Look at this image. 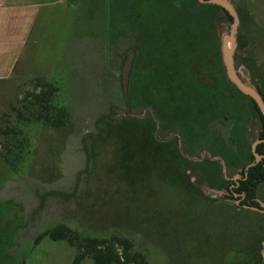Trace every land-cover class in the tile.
<instances>
[{
  "label": "rangeland",
  "instance_id": "rangeland-1",
  "mask_svg": "<svg viewBox=\"0 0 264 264\" xmlns=\"http://www.w3.org/2000/svg\"><path fill=\"white\" fill-rule=\"evenodd\" d=\"M36 1L40 3L38 16L18 64L19 72L0 80V126L15 125L16 131L9 137L19 141L26 138L31 145L29 155L17 168L0 156V264H72L77 246L67 240L45 236L35 244L40 234L58 224H66L78 238L127 237L133 242V250L153 264H237V252H252L264 233V215L229 205L235 202L227 190L228 183L208 178L196 160L186 170L198 190L188 185L176 163L178 136L167 144H152L148 134L135 132L134 122H129L122 126L123 134L113 130L99 140L87 141L92 160L89 172L86 170L87 134L106 126L99 123L101 119L118 122L121 110L129 112L123 99L122 67L128 50L136 49V36L127 28L135 23L134 6L146 12L145 1ZM231 1L240 16L236 67L244 80L264 92V0ZM155 3L165 13L160 17L162 22H169L172 8L164 2ZM213 22L217 51L197 55L188 65V77L192 84L215 91L207 102L219 103L220 110L210 120L201 118L197 131L190 136L194 141L188 142V151L184 143V149L198 158L206 145L213 147L211 141L219 138L221 153H230L228 139L236 136L229 134V128L243 122L244 163L228 173L239 180L242 176L236 174H241L242 165L250 161L262 121L253 114L248 99L230 85L222 59V36L230 32L233 21L220 11ZM114 36L116 41L111 46ZM172 46L168 40L162 50L164 59ZM148 56L139 58L136 49L129 80V87L133 85L132 106L138 102L137 88L144 92L149 85ZM37 79L54 84L55 104L70 114L61 130L41 124L28 126L19 114L20 109L26 111L21 100L36 87ZM178 92L179 86L169 90L163 83L160 87L162 107L168 110L172 106L174 110L173 118L166 116V126L159 120L157 139L168 138L181 128L192 129L189 117L203 114L200 103H189V110L184 109ZM143 100L149 101L150 96ZM231 100L233 110L227 108ZM147 108L152 106L143 105L135 113L143 114ZM4 141L0 131V142ZM218 167L221 170L220 164ZM204 168L211 175L218 173L214 164ZM234 194L240 202L241 194ZM257 249L259 256L262 250ZM80 264H93V259L86 257Z\"/></svg>",
  "mask_w": 264,
  "mask_h": 264
},
{
  "label": "trees",
  "instance_id": "trees-1",
  "mask_svg": "<svg viewBox=\"0 0 264 264\" xmlns=\"http://www.w3.org/2000/svg\"><path fill=\"white\" fill-rule=\"evenodd\" d=\"M144 1L146 4V12H143V9L139 8L138 5L134 6L133 9L136 12L135 23L133 26L129 23L127 31H133L136 36L135 48L137 49L139 58L141 57L142 59L149 55L148 60L150 61V65L147 68L150 73V81L144 92L140 90V86L137 88L136 101L138 102L133 106L132 100L134 95L132 93L133 85L131 83L127 96L123 98L124 103L131 113L140 111L143 105L152 106L157 118L166 126L168 123L166 116L173 118L172 111L174 107H167L168 110H164L161 104L160 87L163 83L169 90L179 86L181 92H178L177 95H180L181 98L179 101L180 104L185 107L184 109L189 110V103H200L201 107L203 105L201 110L203 114L200 115V117H194L192 119L191 116L189 117V120H192V123L189 122L192 124V129L186 127L180 130L185 143V149L188 151V142L194 141V138L192 137L191 139L190 136L197 131L201 118L210 120V118L214 117L220 110V106H217L219 103L207 102V99L210 101L209 94L214 93V90L206 87H199L198 84H192L194 83L192 78L189 79L188 77V65L197 55L203 53H216L218 43L214 32L213 19L215 15L223 11L230 20H232V16L221 6L201 3L199 0ZM156 1L164 2L168 8H172L170 13L173 16L170 17L169 22H162V18L160 17L165 13L156 7ZM186 5L189 6L187 7L190 10L189 12L186 9ZM131 26L133 27L132 29H130ZM111 40L112 42L110 43L112 46L116 41V37L114 36ZM168 40L172 41L175 46H172L168 53L169 56L164 59L162 50L166 44H168ZM192 44H194L195 47H193ZM210 45L214 46V48L210 49ZM187 54L189 55L187 56ZM229 82L236 92L246 97L253 108L259 111L258 105L252 98L240 92L231 81ZM197 86L199 87L197 90L193 89ZM56 91L57 89L53 83L37 79L36 87L26 92V95L21 100L24 109H26L23 113L26 114L24 115L22 113V109H20L21 112L19 111V114L23 117V120L25 119L26 122L29 123L28 126L31 125V127H34L33 125L41 124L43 127L58 131L67 125L70 120V114L66 108L55 104L54 98ZM259 91L264 95L262 89H259ZM147 96H150V100H143ZM232 101L234 100H231V103L227 106L230 110L235 108ZM186 113L189 114L190 112ZM178 115L179 111L175 114L177 120ZM261 117L263 121V130L259 138H264V118L263 116ZM171 118L170 121L172 120ZM102 122L105 123L106 126H100L101 128L97 132L87 134L84 139V147L87 150L89 158L86 166L88 172L91 168L90 161L92 160V154L88 144L86 145L87 141L90 138L99 140L105 137V135L113 134V130H118L117 132L123 134L124 130L121 128L129 122H134L135 132L139 134H148V139L152 144H163L154 137L156 121L151 113H147L143 118L123 116L118 122H109L101 119L99 123ZM240 125L243 128V132H245L246 124L240 121ZM0 131L3 132L5 136V141L0 142V146H2L0 149V156L12 168H17L24 156L29 155L28 148L31 145L27 144L28 140L26 138L19 141L18 138L14 140L9 137L11 132L16 131L15 125L9 126L7 124L4 128L0 126ZM174 141H176L175 138ZM263 150L264 142L257 146V151ZM177 156H179V159ZM250 156L253 157L252 153H250ZM176 163L182 168L183 180L188 185L198 190L186 170V168L193 165V162L183 156L179 151V153L177 152L176 154ZM263 182L264 168L262 164H259L258 166L250 168L249 177L242 182L241 189L247 192L248 198L260 196L264 199V189L261 188ZM252 204L256 206L259 205L256 201H253ZM262 214L264 215V213ZM45 236L53 240H67L72 246H77V254L72 264H80L86 257H91L93 259V264H153L143 253L133 250V242L127 237L113 235L111 237L78 238L66 224H58L54 228L47 230V232L40 234L35 240V244H38L41 241L40 239H43ZM263 240L264 233L258 237L257 245L252 252L249 250L246 252H237L236 256L239 259H237V264H264L262 252H260L259 256L256 254L258 247H260L261 250L263 249Z\"/></svg>",
  "mask_w": 264,
  "mask_h": 264
},
{
  "label": "flooded vegetation",
  "instance_id": "flooded-vegetation-1",
  "mask_svg": "<svg viewBox=\"0 0 264 264\" xmlns=\"http://www.w3.org/2000/svg\"><path fill=\"white\" fill-rule=\"evenodd\" d=\"M263 97H264V95H263ZM249 104H250V108L252 109L253 114L255 113L256 115H259V117H260V119L262 121V117L261 116H263V118H264V115H263L261 109L259 108V111H256L253 108V106H252V104L250 102H249ZM221 121L223 123L226 122V116H224L221 119ZM262 130H263V121H262ZM232 132L234 133V135L236 136V138H234V140H231L230 137H229V139H228L229 140V143H230V146L228 148H229V150L231 148L230 153L228 152L226 154L225 153L222 154L221 151H220V149H219L221 147L220 146L221 140L219 138H218V140H214L213 139V141H211V143L213 144V147H209V145H206L205 146L206 150H204L202 152V154H201L200 157L196 158V163L199 166V168L201 169V171L203 169L205 171H207L208 178L211 177V179L215 183H219V184H221V182L223 184L224 183H228L227 190H229V192L232 195L231 199L235 202V203L229 204V205L234 206V207H237L238 209L247 208V209H250V210H255V209H252V208L247 207V205H249V206H255V207H259L260 209H263V207L261 205V202L264 203V199H262L260 196L254 197V198H248L247 197V192L244 189H241V185H242V182L249 177V170H250V168H252L254 166H258L259 164H262V166L264 168V150L263 151H257V147H256V152L262 156V158L257 161L256 160V157L254 155L253 149L251 147V152L250 153H252L253 157H251L250 154H249L250 161L248 163H246V165H242L243 172L241 174L240 173L236 174L237 176H240L241 175L242 176L241 179L237 180L235 177H233V178L232 177H229L228 173L230 172V169L237 168L238 165L244 163V158H245V156H244L245 154L244 153L246 151V148H244V142H243V137L246 135V131L243 132V128L240 125V122L237 125L236 124H233V125L230 126V128H229V134L232 133ZM154 137H155V139L157 141H159V142H161L163 144H167V143H169V141H171L172 139L176 138V136H175L172 139H165V138H158L157 139V137L155 136V134H154ZM259 137H260V135L257 137V139L264 140V138H259ZM263 142L264 141H261L260 143H263ZM260 143H258V145ZM216 152H218V153H216ZM232 153H233L234 156L232 155ZM209 154H211V155H209ZM189 160H191L193 163L195 161V160L193 161V159H189ZM217 163L221 165V170H219V167H218V164ZM206 164H214L215 168H218V173L216 175H211L208 172V169L207 168H204V166ZM199 168H197V169H199ZM192 181H193V179H192ZM262 185H264V182L262 183ZM234 193L241 194V200H240V202H239V200H237V199L234 198V195H235ZM213 200H215V199H213ZM224 200H226V198H224ZM253 201L258 202L259 205L258 206L253 205L252 204ZM255 211L264 213V212H262L260 210H255ZM263 241H262V245H263ZM262 251H263V249H262ZM263 258H264V256H263Z\"/></svg>",
  "mask_w": 264,
  "mask_h": 264
},
{
  "label": "water",
  "instance_id": "water-1",
  "mask_svg": "<svg viewBox=\"0 0 264 264\" xmlns=\"http://www.w3.org/2000/svg\"><path fill=\"white\" fill-rule=\"evenodd\" d=\"M199 2L216 4L218 6H221L232 16L233 22H232L231 30L229 33L224 34L222 36V48H221L222 49V59H223V62H224L225 68H226L227 76H228L229 80L242 93L251 97L258 104L259 108L261 109V111L264 115V97H263L262 93L252 83L244 80L242 78V76L239 74V71L236 67L235 51L237 48V32H238V26L240 23V16H239L238 10L236 9L235 5L233 4V2L231 0H199ZM135 53H136V49H134V48H130L128 50L127 57L123 63V67H122V76H123L122 85H123V92H124L125 97L128 94L130 71H131L132 63H133V60L135 57ZM147 109L150 110L151 115L153 116L154 120H156V122H158V127H157V130L155 131V136L157 137V135L159 133V128H160V121L157 118V116H156V114L152 108H147ZM147 109L143 114L129 113V112H124L121 110L119 119H121L123 116L143 118L148 112ZM173 136L179 137L181 154L183 156L189 158V159L196 160L195 157L186 154L185 149H184L183 137H182V134L180 132L172 133L168 138H165V139H170ZM261 141H264V140L257 139L252 145V149H253V152H254V155H255L257 161L262 158V156L256 152V147H257L258 143H260ZM209 155H211V154H209ZM261 205H262L263 209H260L259 207H255V206H249V205H247V207L264 212V203L261 202ZM262 255L264 256V241H263Z\"/></svg>",
  "mask_w": 264,
  "mask_h": 264
},
{
  "label": "crops",
  "instance_id": "crops-1",
  "mask_svg": "<svg viewBox=\"0 0 264 264\" xmlns=\"http://www.w3.org/2000/svg\"><path fill=\"white\" fill-rule=\"evenodd\" d=\"M38 5L36 0H0V80L19 72L17 67L30 41Z\"/></svg>",
  "mask_w": 264,
  "mask_h": 264
}]
</instances>
